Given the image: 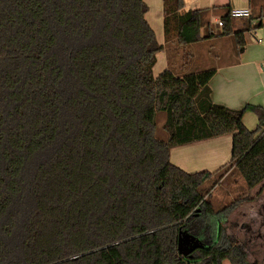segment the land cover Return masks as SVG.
I'll list each match as a JSON object with an SVG mask.
<instances>
[{
    "label": "trees",
    "instance_id": "1",
    "mask_svg": "<svg viewBox=\"0 0 264 264\" xmlns=\"http://www.w3.org/2000/svg\"><path fill=\"white\" fill-rule=\"evenodd\" d=\"M162 6L165 41L177 47L232 35L241 50L244 33L264 25L251 15L234 31L224 6L215 33L207 9ZM147 10L143 0H0V264H257L223 226L248 198L216 210L202 186L225 170L264 187V107L214 103L213 68L155 76L164 46ZM159 111L164 139L155 136ZM227 134L230 159L215 171L169 160L174 146ZM18 205L28 212L15 254L7 240ZM182 231L202 244L178 252Z\"/></svg>",
    "mask_w": 264,
    "mask_h": 264
},
{
    "label": "crops",
    "instance_id": "2",
    "mask_svg": "<svg viewBox=\"0 0 264 264\" xmlns=\"http://www.w3.org/2000/svg\"><path fill=\"white\" fill-rule=\"evenodd\" d=\"M143 1L148 6L145 19L153 29L157 42L164 45L163 49L156 54V62L152 68L154 72L156 64L160 61L159 58H161L162 67L168 65V56L165 49L167 43H163L165 40L163 6L162 0H160L158 6H156V2L153 4L152 0ZM263 3L264 0H243L240 3H233V0H183L181 12L207 9V12L216 10L220 16L223 7L227 6L229 9L249 8L251 15L254 8H259V15H261ZM152 8L155 9L153 13H151ZM152 23H155L156 26ZM243 25L242 22L233 23V30L236 31ZM256 29L252 28L244 33L245 45L239 51H237L232 35L215 36L209 39L211 41L220 40L213 59L209 56H202L205 65H207L205 69L213 68L215 70L209 81L210 97L214 103L223 104L234 109L241 108L246 103L264 107V47L256 45V47L250 48L247 41V35L249 33L255 35ZM223 39L225 41H221ZM251 41L258 44L262 43L259 37H253ZM242 122L246 128L253 130L258 124L257 116L253 112L247 111L243 114ZM231 145L232 136L230 134L177 145L170 149L169 160L172 164L189 173L202 170L215 171L229 161Z\"/></svg>",
    "mask_w": 264,
    "mask_h": 264
},
{
    "label": "rangeland",
    "instance_id": "3",
    "mask_svg": "<svg viewBox=\"0 0 264 264\" xmlns=\"http://www.w3.org/2000/svg\"><path fill=\"white\" fill-rule=\"evenodd\" d=\"M243 0H233V3H240ZM153 4L156 2V6L160 4V0H152ZM155 11L152 8L151 13ZM261 20L264 23V3L261 7ZM260 9L254 8L252 12L251 25L259 18ZM204 18L209 23V27L215 33L221 30L218 25L220 16L216 10H210L207 14L204 13ZM242 22L244 28L248 24V20L245 18H234L233 23ZM156 26L155 23H152ZM160 24V20H159ZM162 25V22H161ZM160 25V27H161ZM205 28L202 27L200 33L204 34ZM261 38L260 44L251 41L253 37ZM247 41L250 48L264 47V25L256 29V34L249 33L247 35ZM254 40V39H253ZM221 41H225L224 39ZM163 43L168 56V65L162 67L161 58L156 64L154 74H158L164 68L170 69L175 75L181 76L185 74L195 73L205 70V60L202 56H209L213 59L216 53L217 45L220 44V40L211 41L205 39L203 42H197L188 44L186 46L177 47L175 38L173 37L169 42L165 40ZM235 43V42H234ZM164 46V45H163ZM236 46V45H235ZM237 51L239 48L236 46ZM208 69V68H207ZM165 112L159 111L155 116V136L159 139H164L167 133L163 129V123L165 121ZM52 148H48L42 153L38 154L34 160L29 164L28 169L25 171V178L32 173L36 164L49 156ZM206 200L212 203L214 209L218 210L229 204L230 202L247 197L248 200L241 202V204L229 215L227 220L223 223L224 230L229 236L233 244L246 255L249 263L256 262L257 264H264V187L262 184L257 185L252 189H248L242 177L235 171L223 170L221 174H217L211 181L205 183L202 186ZM260 192V194H258ZM15 211L16 215V227L12 233V236L8 238V245L14 250L16 254L19 251V243L21 240L22 223L27 215L28 210L20 207ZM202 240L195 238V236L189 234L187 231H182L179 236L178 252L186 253L192 246L201 245ZM12 249V250H13ZM224 264H229L227 261Z\"/></svg>",
    "mask_w": 264,
    "mask_h": 264
},
{
    "label": "built area",
    "instance_id": "4",
    "mask_svg": "<svg viewBox=\"0 0 264 264\" xmlns=\"http://www.w3.org/2000/svg\"><path fill=\"white\" fill-rule=\"evenodd\" d=\"M230 16L232 18H245L248 19L251 16V11L249 8H231ZM222 22L219 20L218 25L220 26Z\"/></svg>",
    "mask_w": 264,
    "mask_h": 264
}]
</instances>
